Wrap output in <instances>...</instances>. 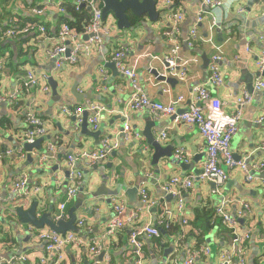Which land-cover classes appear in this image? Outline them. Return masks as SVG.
<instances>
[{
  "label": "crops",
  "instance_id": "obj_1",
  "mask_svg": "<svg viewBox=\"0 0 264 264\" xmlns=\"http://www.w3.org/2000/svg\"><path fill=\"white\" fill-rule=\"evenodd\" d=\"M46 1L56 4L60 0H0V28L6 27L10 18L30 15L32 7L40 3L43 5ZM202 2L203 0H181L176 6H169L161 13L157 22L152 23L145 16L138 27L130 26L129 30H120L114 17L110 15L103 22L111 26L113 32L104 37L101 52L80 57L74 65L64 63L59 69L47 57V51L57 44L56 30L61 17L54 7H49L44 15L48 37L43 40L30 35V40L22 45L24 55L17 56L14 41L3 43H7L8 48L4 51L5 63L0 68V97L12 95L16 84L24 79L28 71L34 72L38 83L29 89V94L21 97L16 106L0 104V152L19 146L26 130V113L31 111L43 122L45 134L42 137V152L50 143L54 144V151L47 160L39 159L41 153L37 149H33L30 159L24 150L23 158L15 155L4 156L0 160L2 260L11 261L14 257L26 255L30 256V260L25 264H41L44 248L37 241L36 235L37 232L49 229L45 227L37 230L29 225H21L11 212L12 208L30 210L35 203L38 205V215L57 213L58 206L65 202L66 197L68 156L78 157L83 152L99 151L102 142L107 139L111 145L117 144V147L106 158L91 166L85 159H79L74 170L82 175L78 189L82 188L83 195H90L109 177L106 188L109 191L117 190L118 196L111 199L110 205L106 203L110 197L103 196L97 199L84 198L77 202L78 191L72 201L66 204L63 213L65 219L68 218L69 209L77 204L75 225L79 229L78 234L88 240L90 245L101 239L112 216L111 207L114 203L123 201L127 215L132 212L137 214L134 222L127 224L111 239L108 251L102 252L97 258L98 264H134L136 259L129 254V232L135 226L155 225L161 217L165 219V212H169L171 218L178 219L180 201L184 205L189 225L184 228L179 222H175L171 234L156 238L158 243L157 240L144 238L139 264H182L187 251L201 246H207L211 253L200 256L194 264H219L220 254L232 251L230 234L222 230L218 220H214V226L206 232L200 220L220 206L234 216L241 203L248 204L251 210L239 220L238 229L241 233L250 232L245 244L246 264H264V172L255 173L249 182L243 170L235 168L228 172L227 181L221 186L208 181H196L190 190H184L181 184H176L170 191H166L165 187L172 178L183 181L193 175L192 171H185L173 161L177 149H183L187 155V162L182 164L192 165L193 170L200 171L205 158L203 137L195 127L174 123L168 117H152L149 109L132 111L129 99L133 89L129 80L120 74L116 66V71L109 67L113 62V55L117 51H123V63L126 68L135 66L142 92L153 102L163 105L183 96L185 104L182 106L186 107L194 100L193 88L205 86L221 102L225 113L234 114L238 110L236 101L243 97V93L250 94L251 101L241 108L242 120L231 140L230 150L235 160L243 161L250 167L264 162V120L261 121L264 117V92L253 90V84L259 77L257 61L264 49V3L259 0H239L231 9L225 7V10L219 8L210 11L202 7ZM177 9L184 12V19L179 25L180 49L177 63L187 64L188 76L184 83L174 78H170L173 83H166L158 81L150 71L157 70L160 75L165 76L163 58L171 45L164 34L171 27V15ZM200 11L203 12V19L197 24ZM195 25V43L189 48L186 41L189 31ZM154 57L159 60L153 59ZM214 58L219 59L215 65L223 78L222 85L216 88L208 85L209 67ZM260 78L264 80L263 75ZM50 79L56 83L57 95H54L49 84ZM44 87L48 88V92H44ZM90 103L105 106L107 111L101 114L98 128L93 129L87 123V131L83 133L81 125L75 129L73 118L63 110L74 113L76 109L84 107L82 117L87 119L90 113L85 108ZM3 118L9 120V125L2 124ZM149 118L155 122L152 134L161 147L172 148L173 159L163 158L155 167L151 165L153 150L143 136ZM125 123L133 131L140 133L139 141H122L120 131ZM90 132L99 134L94 138L88 135ZM162 133L166 134L164 141H161ZM21 174L27 177L31 188L37 187L40 191L31 192L20 204L11 207L8 204L11 184ZM134 188L135 194L132 197L127 195V191ZM141 189L147 192L151 201H159L160 206H143ZM166 196H171L170 200ZM196 216L200 219L197 222ZM79 220L84 221L80 228L77 226ZM192 234L196 237L202 235L200 243ZM91 262L85 251L67 249L61 262L50 260L46 264Z\"/></svg>",
  "mask_w": 264,
  "mask_h": 264
},
{
  "label": "built area",
  "instance_id": "obj_2",
  "mask_svg": "<svg viewBox=\"0 0 264 264\" xmlns=\"http://www.w3.org/2000/svg\"><path fill=\"white\" fill-rule=\"evenodd\" d=\"M70 1L75 7L76 11L80 9L89 8V20L84 26L82 32H77L69 26L66 22H61L57 27L56 41L54 45L47 51V57L54 61L57 69L61 68L64 63L74 65L78 58L88 57L94 52L100 53L103 46V39L107 35H111L113 30L111 26L103 22L102 9L104 0H60L56 4L46 1L43 5L38 4L36 7H32L30 15L32 18L38 19L37 22H25L20 23L17 17H13L7 23V26L0 28V44L5 42H13L22 37H28L30 35L37 36L40 39H46L48 37V27L44 19L46 10L49 7H54L60 16L66 15V9L64 4ZM264 3V0H259ZM239 0H203L202 7L208 8L210 11L216 9H231L234 3ZM169 6H174L172 0H156V9L158 12L164 13ZM183 11L177 9L172 13L171 27L167 28L164 36L168 43L171 45L168 54L163 58L166 64L163 74L165 78H174L180 83L187 81L188 67L186 63H177L178 52L180 49V41L178 38L179 25L184 19ZM203 12L200 11L197 15L196 23H201L203 19ZM170 17V16H169ZM215 26V21L212 22ZM197 34V25H195L190 31L186 41L187 47L194 46ZM87 36L86 40L83 37ZM125 53L123 51H117L113 55V62L120 71V74L127 78L130 82V86L133 92L129 99V107L132 111L141 112L144 109H149L152 117L157 119L168 117L172 118L174 123L183 124L190 127H195L199 134L203 137L205 142L204 150V162L201 173L197 176L190 175L183 181L172 178L169 185L165 187L166 191H170L173 185L181 184L184 190H190L196 181H208L214 183L216 186L223 185L228 178V172L235 168L243 170L246 175L247 181H252L255 173L264 172V162H260L252 165L251 167L243 161H237L234 159L231 150V140L236 135L239 127V123L242 120L241 108L251 101V95L243 93V97L236 101L238 110L234 114H227L223 111L221 102L213 97L205 86H196L192 92L194 100L190 102L186 107L185 98L183 96L177 97L174 101H171L167 105L153 102L147 95H145L137 80V73L135 66L127 67L124 65L123 60ZM5 56L0 58V68L4 65ZM153 59H158L154 57ZM219 59L214 58L213 63L209 67V79L208 85L211 87H220L223 83V78L215 65ZM257 68L259 77L253 84L254 91L264 92V80L260 76L264 75V49L260 54L257 61ZM38 83L37 78L34 76L33 71H28L21 81L16 84L12 95L7 97H0V104H6L8 107H14L21 100V97L29 94V89L36 86ZM44 92H48V88H43ZM49 94V93H48ZM179 109H185L183 113H178ZM84 107L78 108L71 113V111L65 109L63 112L74 119L73 125L75 129L79 128L83 123V111ZM90 113L87 118V123L93 128H98V120L103 112L107 111L105 106L97 104H87L85 108ZM264 120V117L261 121ZM45 134L43 122L39 119L34 112L26 113V130L21 137L20 144L15 149H7L5 152H0V160L4 156L12 157L17 155L20 158L25 156L23 149L24 144H33L37 139L42 138ZM122 141L128 143L133 140L139 141L141 139L140 133L133 131L128 124H124L120 131ZM166 139V134H161V141ZM264 146V144H263ZM117 144L111 145L110 142L105 139L102 142V146L99 151L83 152L78 157L68 156L67 167L69 170L68 186L66 190L65 202L58 206L57 213L54 214L55 220L65 218L64 210L66 204L71 202L79 191L82 175L80 172L74 170L75 165L79 159H85L86 163L91 166L96 161L106 158L107 154L115 149ZM54 151V144H48L46 150L40 154V160H47ZM186 153L183 149H177L174 153V160L181 163H186ZM11 197L8 204L11 207H16L31 192L37 193L40 190L37 187L31 188L28 184V179L24 174H21L15 178L11 184ZM140 198L142 205L150 208L152 206L159 207V201H151L147 192L144 189L140 190ZM3 201L0 200V204ZM112 216L107 223L106 229L103 232L100 240L90 245L88 240H85L81 235L74 232H67L64 235L52 232L50 230H44L37 232L36 239L43 246V256L40 258L41 264H46L47 261L54 260L61 262L63 260V253L67 249L75 251H85L88 257L91 258L90 264H98L97 258L103 253L108 251V246L116 234L123 230L129 223L134 222L137 219L135 212L129 213L125 216L126 207L123 201H118L112 205ZM15 209V208H12ZM250 207L246 203H241V206L234 216H231L224 210L223 206L214 210V216L220 221L222 227H225L230 234L232 245V251H223L220 254L219 264H246L247 263V250L245 247L246 242L250 237V232H239V220L243 219L250 213ZM178 219H173L169 215V212H165L167 215L164 218H160L155 225L144 224L135 226L129 232L128 245L129 254L132 255L136 261L134 264H139L142 258L143 239L159 238L160 227L166 229L174 225L175 222H179L181 227L186 228L188 220L186 218V212L182 202H178ZM84 225V221L79 220L77 226L80 228ZM184 232V231H183ZM211 253L207 246H201L197 249L187 251L186 257L182 264H194V261L200 256H207ZM104 256V254H103ZM30 260V256L19 255L14 257L11 261H5L0 258V264H15V262L25 264Z\"/></svg>",
  "mask_w": 264,
  "mask_h": 264
},
{
  "label": "water",
  "instance_id": "obj_3",
  "mask_svg": "<svg viewBox=\"0 0 264 264\" xmlns=\"http://www.w3.org/2000/svg\"><path fill=\"white\" fill-rule=\"evenodd\" d=\"M258 1V0H256ZM103 9H102V18L105 20L108 16L112 15L114 19L116 20V25L120 30H129L130 29V22L127 18V14L129 13L130 15L134 17H141V16H146L147 19L155 23L159 20L160 18V12L157 11L156 9V0H104L103 1ZM87 11H89V8H86ZM87 36L83 37V40H86ZM164 67H166V64H163ZM110 68H114V71H116L115 68V63L111 62L109 64ZM154 76H156V79L158 81L166 82V83H173V79L170 78H165L164 76L160 75L157 70H151L150 71ZM264 76V75H263ZM49 84L54 91V95L56 94V83L50 79ZM251 90V89H250ZM185 109H179L178 113H183ZM150 119V118H149ZM74 122V119H73ZM87 119H83V123L81 124V128L84 129L83 133L87 130ZM155 127V122L150 119L146 123V128L145 131L143 132V136L145 137L148 145L152 148L153 150V155L151 157V165L152 166H157L159 164V161L163 158H166L168 160H172V148L167 147V148H162L160 143L155 139V137L152 134V130ZM99 133L98 132H90L88 133L89 136H92L94 138L97 137ZM44 141L43 138L37 139L33 144H24L23 148L24 150L28 153V159L31 158V153L33 149H37L39 153H42V142ZM175 161V160H173ZM177 162V161H175ZM177 164L180 165L182 169L185 171L190 170L193 172V175L197 176L201 173V171L193 170L192 165L188 166L185 164H182L180 162H177ZM111 168V167H110ZM112 171H114L112 169ZM69 175V171H67V177ZM87 175V173H86ZM88 181V180H87ZM107 184H109V177H106L103 183L100 185L98 189L95 191L91 192L90 195H83V190L82 188L79 189V194L76 198L75 201H83L84 198L88 199H97L98 197H110L109 199L106 200V203L110 205L111 199L113 197L118 196V191H109L106 187ZM67 185V184H66ZM214 185V184H213ZM228 183L226 184V187H228ZM122 187V186H121ZM136 192V188L130 189L127 191V195H130L132 197ZM171 196H166L167 200H170ZM37 204H33L30 210H24L22 207H17L15 209H12V213L18 218V221L21 225H29L30 228L32 229H43V228H48L50 231L62 234L64 235L67 232H74L78 233L79 229L76 227L75 223L77 220L76 217V210L77 204L69 209L68 211V218H62L60 220H55L54 214L52 212L44 213L41 215H38L37 213ZM125 216H127V213H125ZM161 231V230H160Z\"/></svg>",
  "mask_w": 264,
  "mask_h": 264
},
{
  "label": "trees",
  "instance_id": "obj_4",
  "mask_svg": "<svg viewBox=\"0 0 264 264\" xmlns=\"http://www.w3.org/2000/svg\"><path fill=\"white\" fill-rule=\"evenodd\" d=\"M37 1V0H36ZM174 2V6H176L181 0H172ZM37 3V2H36ZM35 3V4H36ZM65 6V9H66V15L64 16H61L59 18V22H66L69 24V26L71 28H73L74 30H76L77 32H82L83 31V28L84 26L87 24L88 20H89V13L86 9H80V11H76L75 10V7L72 5V3L70 1H68L67 3L64 4ZM20 21V23H25V22H37L38 19L36 18H32L31 15H25L24 17L22 16H19L17 17ZM127 18L131 24V27H138L140 22L142 20H144L143 18H145V16H141V17H134L132 15H130L129 13L127 14ZM11 19V18H10ZM58 23V25L60 24ZM7 26V25H6ZM34 37V36H32ZM30 36L29 37H22L20 39H17L15 42V44L17 45V49H16V53H17V56H22L24 55V49L22 48V45L27 43V41L30 40ZM8 48V44H3L1 43L0 44V58H3L4 57V51ZM2 124L4 126H7L9 125V120L6 119V118H3L2 119ZM199 217L196 216L195 217V222L199 221L200 219H198ZM214 220H218L217 218H215L214 216V211L213 213H208L206 214L205 216V219L203 220H200L203 224V230H205L206 232L211 230L212 229V226H214ZM218 222L220 223V221L218 220ZM221 225V224H220ZM173 226H171L170 228L166 229L164 227H160L159 229L161 230L160 231V235H159V238H162L166 235H169L171 234V230H172ZM175 229V227H174ZM224 231H227L229 232L225 227H223ZM202 233H204V231H201ZM201 233V234H202ZM200 234L199 237H196L195 234H192L191 236L194 237L195 239H197V241L200 243V237H202V235ZM152 240H157L156 238L155 239H152ZM159 242V240H157V243Z\"/></svg>",
  "mask_w": 264,
  "mask_h": 264
}]
</instances>
